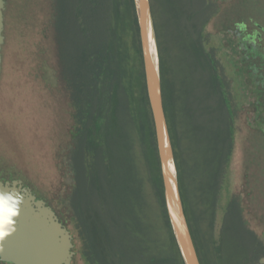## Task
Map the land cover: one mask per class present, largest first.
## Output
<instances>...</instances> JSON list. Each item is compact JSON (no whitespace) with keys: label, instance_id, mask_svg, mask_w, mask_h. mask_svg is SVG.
<instances>
[{"label":"trees","instance_id":"trees-1","mask_svg":"<svg viewBox=\"0 0 264 264\" xmlns=\"http://www.w3.org/2000/svg\"><path fill=\"white\" fill-rule=\"evenodd\" d=\"M41 4L63 100L57 172L66 195L63 205L52 206L64 225L73 226L77 253L86 264H185L165 201L134 0ZM151 4L164 107L201 264H263L264 220L244 188L254 164L264 174L255 163L264 156V114L259 129H251L253 111L250 126L241 125L251 105L234 104L215 51L207 50V28L218 18V6L215 0ZM258 70L264 98V72ZM242 133L249 173L241 192L229 196L216 235L221 190ZM6 178L21 176L0 175Z\"/></svg>","mask_w":264,"mask_h":264},{"label":"rangeland","instance_id":"rangeland-1","mask_svg":"<svg viewBox=\"0 0 264 264\" xmlns=\"http://www.w3.org/2000/svg\"><path fill=\"white\" fill-rule=\"evenodd\" d=\"M215 4L219 14L207 28V50L215 51L234 104L252 106L241 114V125L252 122L253 111L257 117L255 123H251V129H259L263 124L264 98L259 87L260 76L254 72L258 69L260 73L264 72V0H215ZM239 24H246V34L251 35L257 29L256 25L262 27L258 31L262 41L257 40L259 56L246 53L237 43L236 25ZM4 36L0 81V175L18 174L19 180L50 201L51 206L63 205L65 186L57 172L63 100L57 91L54 70H51L54 57L49 52L50 44L43 35L41 0H6ZM53 85L55 90H51ZM243 137L244 133L237 143L228 179L221 190L216 235L220 233L229 196L241 192L245 174L249 173L244 168ZM257 160L255 163L261 162L264 167V156ZM255 168L258 169L256 164L254 171ZM254 171L251 169L249 185L244 189L251 193L249 204L264 220V174L255 171L254 175ZM68 228L75 237V251L78 252L80 241L73 226ZM261 231L264 242V223ZM77 264H86L79 254Z\"/></svg>","mask_w":264,"mask_h":264},{"label":"water","instance_id":"water-1","mask_svg":"<svg viewBox=\"0 0 264 264\" xmlns=\"http://www.w3.org/2000/svg\"><path fill=\"white\" fill-rule=\"evenodd\" d=\"M139 24L140 41L150 111L153 119L165 201L173 233L185 264H201L191 234L182 200L178 167L164 107L160 53L151 0H134ZM6 0H0V81L5 44ZM0 182V193H10L19 201V211L0 232V259L12 264H71L75 255V237L60 222L56 212L43 200L37 201L23 182ZM11 207V204H9ZM14 209V208H13ZM15 210V209H14Z\"/></svg>","mask_w":264,"mask_h":264},{"label":"flooded vegetation","instance_id":"flooded-vegetation-1","mask_svg":"<svg viewBox=\"0 0 264 264\" xmlns=\"http://www.w3.org/2000/svg\"><path fill=\"white\" fill-rule=\"evenodd\" d=\"M242 26H244V28ZM256 26H257V29L254 30V34L251 35V34H246L248 32L246 24L238 25L237 29H238L239 33L236 34V38H237V43L239 44V46L241 47L242 50H244V51H257V50H259V44H258L257 40L260 39V41H262V39H261L260 34H258V31H260L262 27H259L258 25H256ZM13 181L14 180L8 179V178L0 179V182L3 184L10 183L11 188H12V182ZM22 189L29 190L34 195H36V193H37L30 186H28L24 183L22 185ZM36 197H37V201H39V200L45 201L46 205L50 206L56 212L57 216L59 217L57 211L54 209L53 206L50 205V203L46 199H43L41 196H37V195H36ZM59 220L61 222L60 217H59ZM74 243H75V241H74ZM74 251H75V249H74ZM77 256H78V253H77V251H75V255L72 258L71 264H77ZM0 264H12V263L3 262L0 259Z\"/></svg>","mask_w":264,"mask_h":264},{"label":"clouds","instance_id":"clouds-1","mask_svg":"<svg viewBox=\"0 0 264 264\" xmlns=\"http://www.w3.org/2000/svg\"><path fill=\"white\" fill-rule=\"evenodd\" d=\"M9 204H11V208H14L15 210L11 213H8V223L12 224V217H14L17 214V211H19V201L16 200L10 193H0V205L9 207ZM3 235H7L6 232H0V237Z\"/></svg>","mask_w":264,"mask_h":264},{"label":"snow or ice","instance_id":"snow-or-ice-1","mask_svg":"<svg viewBox=\"0 0 264 264\" xmlns=\"http://www.w3.org/2000/svg\"><path fill=\"white\" fill-rule=\"evenodd\" d=\"M14 209L11 207H6L3 205H0V229L3 228V225L8 223V213L13 212Z\"/></svg>","mask_w":264,"mask_h":264}]
</instances>
